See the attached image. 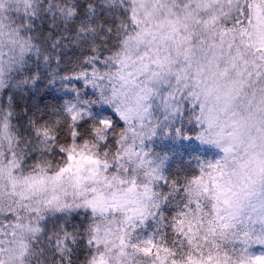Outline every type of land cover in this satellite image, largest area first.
I'll use <instances>...</instances> for the list:
<instances>
[{"label": "snow or ice", "instance_id": "obj_1", "mask_svg": "<svg viewBox=\"0 0 264 264\" xmlns=\"http://www.w3.org/2000/svg\"><path fill=\"white\" fill-rule=\"evenodd\" d=\"M0 264H264V0H0Z\"/></svg>", "mask_w": 264, "mask_h": 264}, {"label": "trees", "instance_id": "obj_2", "mask_svg": "<svg viewBox=\"0 0 264 264\" xmlns=\"http://www.w3.org/2000/svg\"><path fill=\"white\" fill-rule=\"evenodd\" d=\"M74 2H78L81 6H86L89 3V0H74ZM92 2L95 3L96 0H92ZM61 33L63 34V43L66 45L62 52L63 63L60 65L61 69H64L68 67L73 61H75L76 57L81 52L85 51V49H80L78 44L74 42L75 32L71 28H57L54 31V35H59ZM39 91L40 94L44 96L43 103H46L50 106H55L57 103H59L60 97L63 95V92L58 90L56 87H41ZM31 102L35 103L36 100H32ZM21 103H23V101ZM207 158L213 159L215 157L210 154ZM151 231L152 229L147 230L148 233Z\"/></svg>", "mask_w": 264, "mask_h": 264}]
</instances>
